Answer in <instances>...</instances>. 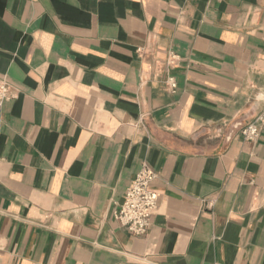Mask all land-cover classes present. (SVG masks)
<instances>
[{
    "label": "crops",
    "instance_id": "1",
    "mask_svg": "<svg viewBox=\"0 0 264 264\" xmlns=\"http://www.w3.org/2000/svg\"><path fill=\"white\" fill-rule=\"evenodd\" d=\"M2 78L0 264H264V0H0Z\"/></svg>",
    "mask_w": 264,
    "mask_h": 264
},
{
    "label": "built area",
    "instance_id": "2",
    "mask_svg": "<svg viewBox=\"0 0 264 264\" xmlns=\"http://www.w3.org/2000/svg\"><path fill=\"white\" fill-rule=\"evenodd\" d=\"M176 60L177 56L170 53L166 65L172 66ZM165 83L174 93L176 89L174 79L167 77ZM17 94L18 91L6 79H0V107L6 101L16 98ZM262 121L263 118L259 117L254 123L242 128L241 136L249 141L259 139ZM157 179V173L148 165L143 164L114 211L115 220L132 236L142 237L148 232L151 218L158 208L159 194L153 189V184Z\"/></svg>",
    "mask_w": 264,
    "mask_h": 264
}]
</instances>
